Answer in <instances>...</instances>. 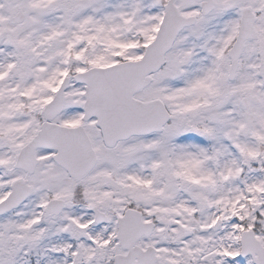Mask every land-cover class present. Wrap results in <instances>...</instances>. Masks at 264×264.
Masks as SVG:
<instances>
[{"label":"snow or ice","instance_id":"snow-or-ice-1","mask_svg":"<svg viewBox=\"0 0 264 264\" xmlns=\"http://www.w3.org/2000/svg\"><path fill=\"white\" fill-rule=\"evenodd\" d=\"M0 264H264V0H0Z\"/></svg>","mask_w":264,"mask_h":264}]
</instances>
